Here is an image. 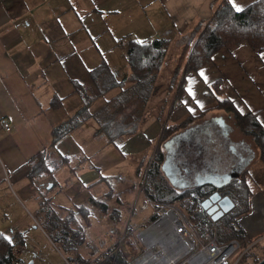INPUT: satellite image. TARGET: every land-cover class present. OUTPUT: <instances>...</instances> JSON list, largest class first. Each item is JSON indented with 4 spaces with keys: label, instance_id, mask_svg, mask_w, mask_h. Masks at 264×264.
<instances>
[{
    "label": "crops",
    "instance_id": "0c3cea01",
    "mask_svg": "<svg viewBox=\"0 0 264 264\" xmlns=\"http://www.w3.org/2000/svg\"><path fill=\"white\" fill-rule=\"evenodd\" d=\"M222 1L0 0V117L12 126L10 131H5L0 124V198L6 194L20 201L16 193L19 191L22 198L34 199L38 207L42 204L40 199L50 197L49 189L58 185L56 176L53 173L48 176L53 182L46 179L45 186L41 178L31 182L28 179L30 161L43 150L47 159L58 153L66 163L69 135L89 119L99 127L89 117L50 148L53 128L83 105L79 86L89 88L93 94L88 109H98L119 91L120 86L115 85L100 92L92 79L98 77L102 82L98 68L103 66L117 81L126 80L128 40L162 38L170 43L169 37L174 36L181 48L192 24L209 19ZM229 1L234 7L242 8L254 0ZM179 34H182L181 40L177 38ZM199 69H204L206 76ZM199 69L184 74V93L179 103L171 107L168 101L171 92L163 96L164 113L159 117L150 114L158 123L154 130L141 127L148 109L136 128L124 135L115 147L129 157L141 152L142 159L151 157V146L159 142L164 125L175 124L189 114L210 107L212 99L205 92L220 78L227 86L225 95L242 113H253L264 128V46L254 49L247 42H241L231 49L220 48ZM54 97L59 99L57 106H52ZM208 112L193 122L218 115L215 111V114ZM156 132L159 135L152 138L150 133ZM179 149L182 153L188 150L184 146ZM192 160L185 159L184 165L190 166ZM249 187L248 209L237 218V223L244 232L242 242L253 248L264 244V176L249 181ZM45 190L47 193L42 198L40 195Z\"/></svg>",
    "mask_w": 264,
    "mask_h": 264
},
{
    "label": "trees",
    "instance_id": "16d2710c",
    "mask_svg": "<svg viewBox=\"0 0 264 264\" xmlns=\"http://www.w3.org/2000/svg\"><path fill=\"white\" fill-rule=\"evenodd\" d=\"M183 42L181 52L174 63L171 74L172 80H175V77L180 74L179 84L175 88L176 92L171 107L181 101V96L184 93V74L189 71H196L200 67L208 64L213 54L220 48L231 49L241 42H247L254 49L264 46V0H254L242 8H236L229 0H223L209 19H199L192 24ZM168 47L169 40L162 38L141 42L133 39L128 40L126 42V58L129 66V74L126 80L128 81H117L111 72L103 66L98 68V74L102 82L98 77L93 78L96 86L100 88L98 90L100 92L115 85L120 86L119 91L110 99L106 100V104L113 108L109 109L105 106V109H103L101 107L95 113L90 114L88 112V105L94 97L89 96L84 86H79L78 90L83 98V105L75 114L53 128L50 148H53L62 136L77 128L89 117H93L98 122L108 143H111L113 146L118 145L124 135L136 128L137 123L148 110L147 103L152 92L154 78L157 76V71L160 69ZM184 60L182 69L181 63ZM180 70L182 71L180 72ZM126 83H129V85L126 86ZM171 83L170 80L169 87H172ZM226 90L227 86L224 80L220 78L210 85L205 95L215 101L216 106L214 107L219 108L221 112L235 120L241 131L252 140L258 158L264 160V128L257 121L253 113H242L236 107L234 101L225 95ZM128 93H131V98L132 96L136 97L129 100L130 96H127ZM58 100V97H54L52 106H57L59 103ZM121 100L124 105H121ZM129 105H133V107L128 108V111L125 112V109ZM210 109L211 107L204 108L196 114L187 115L175 124L163 126L159 144L156 146L157 151L153 159L152 169H150L143 182V192L145 193V197H148L150 200L153 198H156L155 200L161 199L162 197L157 195L164 194L165 196L171 195L173 199L180 201V203L187 201L189 208L185 214L187 215L186 218L189 219L191 225L197 231L204 234L205 238L209 239L212 237L215 231L218 233L216 235L218 242H224L233 238L242 241L244 232L239 227L237 218L248 209L251 189L248 182L243 178L247 176L248 171L244 175L242 174L240 179L232 180L226 187L228 190L226 188L223 189L224 193L232 198L235 205L219 219L212 221L199 204L200 200L208 192L200 188H186L181 190L173 188L160 168L164 157L163 142L176 132L182 130V128L188 127L193 121L203 117ZM202 160L206 162L209 161V158L203 156ZM30 162L31 169L28 172V179L31 182H35L39 178L46 179L53 173L43 150L38 152ZM74 168L76 166L72 169ZM135 174H138L137 169ZM97 182H93L92 184H96ZM90 201L92 202V200ZM95 204H99L97 207L103 208V211L106 210V203L103 201L99 202L95 200ZM91 205L93 206V204ZM82 211L80 212V217L84 223V227H86L89 225L90 217L93 213L90 208H85ZM73 223L75 226L79 225L80 232L72 228L66 230L65 227L64 232L66 233L67 231L65 242L72 238L76 239L81 234V230L83 229L81 227L82 224L78 223L75 218H73ZM125 241L128 248L116 257L118 262L121 260V255L124 258V261L119 264H124L127 259L136 253L132 242L130 240ZM15 244H22V238L18 232H15L10 237L0 232V264H19L21 261L20 258L13 254ZM246 245L247 243H244V246ZM68 246L69 244H67V249L69 248ZM261 248L264 256V244L261 245ZM254 250L255 247L246 250L240 257L238 264H255V262H258L260 257L256 256ZM105 264H108V262Z\"/></svg>",
    "mask_w": 264,
    "mask_h": 264
},
{
    "label": "rangeland",
    "instance_id": "374dc122",
    "mask_svg": "<svg viewBox=\"0 0 264 264\" xmlns=\"http://www.w3.org/2000/svg\"><path fill=\"white\" fill-rule=\"evenodd\" d=\"M173 37H169L172 40L169 43L168 51L163 58L160 69L157 71L156 78H154L152 93L147 103L149 110L145 114V120L141 125L143 128H150V131L154 130L156 124H158L156 119H153L150 114L159 117L161 113H164L161 110L162 101H166L163 96L171 92L168 96L169 104H171L176 92L175 88L179 84L180 74L175 77V80L171 79V74L183 45L179 48L178 41ZM177 38L181 40L182 34H179ZM184 62L185 60L181 63L182 69ZM170 80L172 87L168 88ZM125 85L128 86L129 83ZM96 87L100 90L98 86ZM85 89L87 88L85 87ZM86 92L93 97L89 88ZM130 94L128 93L127 96H130ZM134 97L136 96H132V98L130 96L129 100ZM105 104L106 101L99 108L105 109V106L109 109L113 108ZM121 105H124L122 100ZM214 106H216L215 101L212 99L209 114L214 111L216 114L223 113ZM132 107L133 105H129L125 112ZM94 109L95 107L90 108L88 112L93 114L98 110ZM181 112H184V110L181 109ZM194 123L192 122L190 126ZM142 131L147 134L145 130ZM150 134L152 138H157L159 132ZM69 136L70 142L67 144V155L69 158L66 163L61 161L58 153V155L53 153L54 156L47 159L50 167L54 170L53 175L57 178L55 184L58 185H54L49 189L50 197L48 199H44V201L40 199L42 202L41 206L37 207L34 199L22 198L19 191H16V193L20 196V201L17 200L16 202V200L6 194L0 198V232L7 236L18 232L22 238V244H15L13 247V254L21 260L19 264H62V255L71 256L77 264H105L106 262L108 264H119L124 261V258L121 255V260L118 262L116 257L128 248L126 241L124 243L118 241L119 234L126 225L139 226L143 224L151 216L155 215L154 211H156L157 206L164 204L175 206L184 215L186 214L189 204L186 206L182 205L185 201L180 203V201L173 199L171 195L165 196L164 194L157 195L162 197L161 199L155 200L156 198H153L150 200L145 197L143 192V182L150 169H152L153 159L157 151L156 146L159 142L151 146L153 151L150 154L151 157L146 156V158L142 159V152L129 157V155L121 153L119 148L107 142L106 136L102 134L100 127L95 126L93 119H89L80 129L74 130L72 135ZM141 160H143L142 164L140 163ZM132 165H134L133 170ZM74 166L76 168L72 169ZM135 169H137L138 174H135ZM246 175L243 178L248 184L252 179L258 180L263 177L264 160L258 159L253 162ZM46 179L51 183L53 182L52 178L48 177ZM46 179H41L42 184ZM97 179L99 181L96 184L89 187L85 186ZM31 186L32 184L30 183L29 188ZM130 186L136 187L137 192L129 195L126 191ZM46 193L47 190L40 196L42 197ZM80 197H82V200H80ZM86 199L87 201H85ZM95 200L106 203V210L103 211V208L97 207L99 204L96 205ZM85 208H90L93 213L90 217V223L86 227H84L80 217V212H83L82 210ZM185 216L187 217V215ZM73 218L82 224L81 227L83 229L78 238H72L65 242L67 237V231L66 233L64 232L65 227L66 230L72 228L80 232V227L79 225H74ZM187 223L193 233L205 238L202 232L197 231L191 225L189 219ZM214 233V235L218 234L215 231ZM127 240L132 242L136 250L133 241L130 238ZM114 243L116 244L112 247L111 253L103 255V249ZM67 244H69L68 249ZM254 252L257 257H260L259 260L264 257L261 245L255 246Z\"/></svg>",
    "mask_w": 264,
    "mask_h": 264
},
{
    "label": "built area",
    "instance_id": "2783aa9c",
    "mask_svg": "<svg viewBox=\"0 0 264 264\" xmlns=\"http://www.w3.org/2000/svg\"><path fill=\"white\" fill-rule=\"evenodd\" d=\"M0 124L5 131L12 128L4 117H0ZM127 191L134 194L137 188L130 186ZM154 212L152 219L139 226L126 225L119 234L120 243L130 238L136 247V253L124 264H238L250 248L235 238L218 242L216 235L209 239L199 237L190 229L184 213L175 206L164 204L157 206ZM115 244L104 248L102 254L111 253ZM61 259L62 264H77L68 255H62Z\"/></svg>",
    "mask_w": 264,
    "mask_h": 264
},
{
    "label": "flooded vegetation",
    "instance_id": "af4514ba",
    "mask_svg": "<svg viewBox=\"0 0 264 264\" xmlns=\"http://www.w3.org/2000/svg\"><path fill=\"white\" fill-rule=\"evenodd\" d=\"M219 117L223 121H219ZM183 131L186 132L182 134ZM176 133H181L176 140L178 145H181L182 142H188L185 146L188 148L187 152L182 153L179 149L180 146L177 147L178 161L182 159L184 162L187 158H193L192 162L196 164L203 156H207L209 161L206 162L214 163L217 161L219 164L233 165L232 172L240 171V176L236 180L240 179L242 174L244 175L249 170L253 162L259 159L252 140L241 131L235 120L225 113L205 118ZM228 185L221 188L222 194H225L223 189ZM199 188L203 190V188ZM212 189L214 188L211 186L206 188V190Z\"/></svg>",
    "mask_w": 264,
    "mask_h": 264
},
{
    "label": "water",
    "instance_id": "95a60500",
    "mask_svg": "<svg viewBox=\"0 0 264 264\" xmlns=\"http://www.w3.org/2000/svg\"><path fill=\"white\" fill-rule=\"evenodd\" d=\"M218 120L223 121L221 117ZM185 132L183 131L182 134ZM179 134L181 135V133ZM179 134L176 133L170 136L162 144L165 149V155L160 166L161 171L169 184L179 190L203 188L204 186L214 188L212 190H205L208 194L200 200L199 204L210 219L216 221L235 205L228 194H222L221 188L228 185L233 179L238 178L240 171L232 172L233 165L227 166L219 164L217 161L208 163L204 162L202 158L196 164L192 163L190 166H185L182 159L178 161L176 151L178 146L185 147L188 142H182L181 145H178L176 140ZM50 186L51 184L48 183L47 188H50ZM256 264H264V257Z\"/></svg>",
    "mask_w": 264,
    "mask_h": 264
},
{
    "label": "snow or ice",
    "instance_id": "6c2138e0",
    "mask_svg": "<svg viewBox=\"0 0 264 264\" xmlns=\"http://www.w3.org/2000/svg\"><path fill=\"white\" fill-rule=\"evenodd\" d=\"M238 10H239V9H238ZM198 72H199V73H202V74L205 75V71H204V69H199ZM205 76H206V75H205Z\"/></svg>",
    "mask_w": 264,
    "mask_h": 264
}]
</instances>
